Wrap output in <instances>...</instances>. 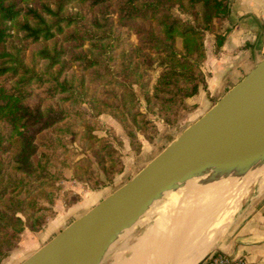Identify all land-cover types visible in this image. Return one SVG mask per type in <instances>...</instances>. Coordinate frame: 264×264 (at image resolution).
Here are the masks:
<instances>
[{"label":"trees","instance_id":"1","mask_svg":"<svg viewBox=\"0 0 264 264\" xmlns=\"http://www.w3.org/2000/svg\"><path fill=\"white\" fill-rule=\"evenodd\" d=\"M39 1L0 0V43L11 32L24 41L13 54H0L8 58L0 61V261L22 227L40 229L43 203L53 202L63 168L91 189L121 172L112 143L93 134L99 114L112 117L138 148L136 132L148 137L155 130L138 109L137 87L148 112L175 122L185 100L205 87V35L218 49L228 14V0H49L53 8ZM71 3L86 11H68ZM39 41L36 63L43 65L28 66L21 51ZM76 138L104 181L88 157L73 160L78 153L67 145Z\"/></svg>","mask_w":264,"mask_h":264},{"label":"rangeland","instance_id":"2","mask_svg":"<svg viewBox=\"0 0 264 264\" xmlns=\"http://www.w3.org/2000/svg\"><path fill=\"white\" fill-rule=\"evenodd\" d=\"M39 2L49 4L50 8H53V5L51 2H49V0H41ZM30 5H32V8H35L40 12V6L38 4L32 3ZM67 9L70 12L78 13L86 11L85 6L82 8L77 3H71ZM112 20H114V15L112 16ZM20 37V34H14L11 32V37L6 38L3 43H0V54H13L16 49L22 48L24 41H22ZM130 40L134 41V36H131ZM50 44L51 43L48 42V45ZM42 45V42L39 41L37 43L28 45L23 51H21V53H23L24 62L26 65L32 66L34 63H36V61H38L35 52L38 51ZM7 59L8 58H1L0 61H6ZM35 65H37V67H41L43 65V61H39ZM158 72V68L149 71V93L151 92V86L155 82ZM133 89L138 100L139 111L143 113L147 121L153 125L155 132L150 133V129H148L146 131L149 132L148 137H144L140 132H136V139L139 146L138 148H135L136 146L131 147L129 140L121 126L108 114H99L97 116V121L100 124L99 129L95 130L93 134L97 137H104L112 143L113 147L119 154V159L122 165L121 172L113 175L111 180H109L103 186L96 189H91L86 183L73 178L71 169L63 168V178L59 179L56 183L58 191L53 199V202L51 204L43 203V205L48 209L40 211L41 215L44 217V223L38 231H30L29 229L22 227V231L17 239L15 247L7 254L6 257L0 261V264L21 263L29 254L38 249L72 220L83 214L85 211L103 199L106 195L110 194L116 188L129 180L136 172H138L145 164H147L154 156H156L160 151L163 150V148H165L172 140H174L185 127L192 123L193 118H195L193 113L197 108L195 104H190L186 99V107L177 114L175 122L173 124H166L160 117H158L155 111L148 112L146 110L145 101L140 90L137 87H133ZM68 137L69 136H66L65 139ZM80 142L82 143L83 140L76 138L73 142L67 145L68 148H73V150L78 153L77 156L73 157V160L76 161L80 158L88 157L91 161L92 168L97 171L98 178L101 181H104L103 173L98 170L97 164L90 154L83 151ZM252 163L253 162L251 161L244 162L239 167H237V172L234 171V174L225 180L226 183L223 185L224 187L220 189L221 191L219 192V196L215 197V195L208 193L206 194L205 192H198V194L191 193L188 196H183L180 193L178 194L177 198L172 201L171 197H169L172 196V193L169 192L166 195V192L172 190V188H175L170 187L161 193L155 201L150 203V205L145 210V213L152 212L155 206H161V212L168 213L170 221L167 222L163 229L173 231L177 228H181L185 237L187 239H192L191 243H193V245L191 246V253L194 252L193 247L195 249L198 248L199 253L201 249V253H203L205 248L209 246L217 238V236L237 218L239 209L248 193L259 188H264V167L259 168L258 164ZM246 169H257V177L255 176L253 179L247 181L246 172H249V170ZM198 174L199 173H195V175L192 174L195 176L193 178H198ZM238 177L240 180L237 179ZM213 180L217 179L215 178L212 179V181ZM238 181L240 183H237ZM245 181L246 183H244ZM238 194L239 198H235V195L238 196ZM191 198L193 200H191ZM198 198L200 199L199 201H197ZM215 198L217 203H215ZM177 204L180 205L181 208ZM175 207H177V209ZM143 215L144 214H142L140 217L141 219L146 216V214L144 216ZM155 218L156 216H153L151 220H154ZM144 228L145 226L136 225L133 230L128 233L129 238L125 242H123L120 238L121 236L118 235L113 245L109 247L103 254L99 264H112L113 256L116 253L121 255L120 257L123 260L129 259L131 255L136 253L135 251H132V248L136 244V239L142 233ZM121 233L123 234L124 232L122 231ZM183 234H181L180 240L181 246L184 248L183 240L185 237L183 238ZM184 254L186 255V252H184Z\"/></svg>","mask_w":264,"mask_h":264},{"label":"water","instance_id":"3","mask_svg":"<svg viewBox=\"0 0 264 264\" xmlns=\"http://www.w3.org/2000/svg\"><path fill=\"white\" fill-rule=\"evenodd\" d=\"M258 146H264V59L129 180L19 264H99L114 237L173 184L216 158Z\"/></svg>","mask_w":264,"mask_h":264},{"label":"crops","instance_id":"4","mask_svg":"<svg viewBox=\"0 0 264 264\" xmlns=\"http://www.w3.org/2000/svg\"><path fill=\"white\" fill-rule=\"evenodd\" d=\"M221 31L224 39L218 49L213 45V35H205V58L200 67L205 87L187 99L197 108L192 122L264 59V0H228ZM207 251L241 258L245 264H264V188L248 193L237 218L203 253L197 248L193 264Z\"/></svg>","mask_w":264,"mask_h":264},{"label":"bare ground","instance_id":"5","mask_svg":"<svg viewBox=\"0 0 264 264\" xmlns=\"http://www.w3.org/2000/svg\"><path fill=\"white\" fill-rule=\"evenodd\" d=\"M248 161L253 162L252 164H254V163L258 164L259 168L264 167V146H258V147L252 148L250 150L239 151V152L227 154V155L221 156L219 158H216L210 164L203 167L199 172H197L200 174V175L198 174V176H197L198 178H193V177H195L193 175L188 176L186 179L173 184L171 187H175V188H172V190H169L168 192H166V195L169 192H171L172 196H169V197H171L172 201H174L177 198L178 194H180V193L183 196L184 195L188 196L191 193H197L198 194V192L199 193L205 192L206 194L208 193V194L215 195V197L219 196V192L221 191L220 189L223 188L224 187L223 185L226 183L225 180L234 174V171H236L237 167H239L242 163L248 162ZM247 165H249V164H247ZM253 167H255V166H253ZM246 170H249V169H246ZM257 172H258L257 169L256 170H249V172H246L247 173L246 174L247 181H249L250 179H253L257 175ZM240 174H238V175H240ZM239 177L237 179H239ZM215 178L217 180H213L214 181L213 182L212 179H215ZM244 179H242V180H244ZM233 181H234V178H233ZM237 183H240V182L238 181ZM244 183H246V181ZM263 184H264V182H263ZM231 191H232V189H231ZM194 197H196V196H194ZM235 198H239V194H238V196L235 195ZM212 199H213V197H212ZM155 200H153V201H155ZM191 200H193V199L191 198ZM199 200L200 199L198 198L197 201H199ZM224 201H225V199H224ZM208 202H209V200H208ZM215 203H217L216 198H215ZM218 203H220V202H218ZM178 206L180 207V205H178ZM160 207L161 206H158V207L155 206L153 208L152 212L143 213L144 215L146 214L145 217H143L142 219L139 217L135 222H133L129 226H126L123 230H121L114 237L113 241L108 246V248L113 245V243L115 242L118 235L121 236L120 238L122 239L123 242H125L129 238L128 233L131 232L136 225L145 226L142 233L136 239V244L132 248V251H135L136 253L131 255L130 258L127 260H123L120 257L121 255L116 253L113 256L112 264H193L192 260H193V256L196 254L197 248L195 249L193 247L194 252L191 253V246L193 245V243H191L192 239H187L185 237V235L183 234V238L185 237L183 240L184 241V248H183L181 246V240H180L181 235L179 234L181 232V228H177L173 231L164 230L163 227L169 221V214L166 212L165 213L161 212L162 210L160 209ZM162 208H163V206H162ZM175 208L177 209V207H175ZM199 208H200V206H199ZM180 215H181V213H180ZM153 216H156V218L154 220L153 219L151 220V218ZM174 220H175V217H174ZM221 228H223V227H221ZM122 231L124 232L123 234L121 233ZM184 252H186V255L184 254Z\"/></svg>","mask_w":264,"mask_h":264},{"label":"built area","instance_id":"6","mask_svg":"<svg viewBox=\"0 0 264 264\" xmlns=\"http://www.w3.org/2000/svg\"><path fill=\"white\" fill-rule=\"evenodd\" d=\"M202 264H245V262L241 258L213 252Z\"/></svg>","mask_w":264,"mask_h":264}]
</instances>
